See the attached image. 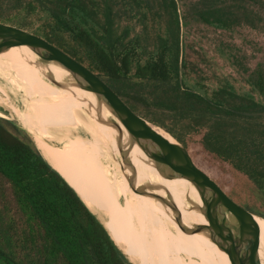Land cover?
<instances>
[{
  "label": "trees",
  "instance_id": "trees-1",
  "mask_svg": "<svg viewBox=\"0 0 264 264\" xmlns=\"http://www.w3.org/2000/svg\"><path fill=\"white\" fill-rule=\"evenodd\" d=\"M0 22L89 68L183 145L231 199L264 218V59L252 68L220 46L234 69L226 73L183 31L191 22L264 31V0H0ZM203 157L245 178L254 201L236 200ZM122 253L30 133L0 116V264H132Z\"/></svg>",
  "mask_w": 264,
  "mask_h": 264
},
{
  "label": "bare ground",
  "instance_id": "bare-ground-1",
  "mask_svg": "<svg viewBox=\"0 0 264 264\" xmlns=\"http://www.w3.org/2000/svg\"><path fill=\"white\" fill-rule=\"evenodd\" d=\"M46 75L64 84L65 88L53 85ZM16 95L26 98L24 108L34 125L32 128L36 129L45 143L42 150L39 148L43 157L100 218L131 262L148 264L145 262L148 258L160 261L167 258L168 251L177 250L192 264H231L229 256L211 242L207 234L183 232L170 209L133 191L129 185L131 170H124L122 163L113 166L108 163L104 171L91 165L92 133L94 130H101L97 112L102 110L103 115L110 117L114 123L111 125L104 121V126L117 156H120L119 148L125 151L130 148L124 153L136 171L134 186L139 189L153 188L163 197L168 194L181 212L185 226L207 223L205 217L194 210L202 204L195 186L183 178L170 180L160 172H151L149 166L142 162L149 160L140 148L137 150L138 146L131 147L126 129L111 110L93 93L79 89L72 75L50 62L40 60L37 55L20 46L12 47L0 54V96L13 100L12 98H17ZM89 108L92 109L89 111ZM0 112V116H6L1 108ZM81 115L87 116L89 125L83 123ZM157 131L174 142L163 130ZM47 139L56 141L59 146L46 142ZM41 145L39 143V147ZM112 158L111 155L105 156L108 162ZM96 160L98 164L101 163V159ZM161 171L165 174L168 172L164 169ZM116 173L120 175V179L115 178ZM174 199L178 202L183 200L187 205L192 203L196 208L183 213L178 206L180 203H175ZM255 221L259 258L261 264H264V220L256 218ZM149 249L151 253H148ZM161 250L166 252V256L158 255Z\"/></svg>",
  "mask_w": 264,
  "mask_h": 264
},
{
  "label": "water",
  "instance_id": "water-1",
  "mask_svg": "<svg viewBox=\"0 0 264 264\" xmlns=\"http://www.w3.org/2000/svg\"><path fill=\"white\" fill-rule=\"evenodd\" d=\"M22 45L32 49L40 60L60 64L73 76L75 85L79 89L93 93L105 104L126 129L131 139V147L138 146L163 177L170 180L176 178L189 180L195 186L202 202L197 208L191 203V208H196L194 210H198L207 223L187 227L182 223L181 212L168 194L163 197L153 188H136L134 186L136 171L128 161L124 153L125 149L119 148L123 169L131 170L129 185L133 191L150 197L170 209L174 220L183 232L207 234L211 242L229 256L231 264H261L255 219L264 220V218L251 213L231 199L209 175L194 163L189 151L183 145L165 131L174 142L162 136L157 131L161 130L159 127L135 113L109 85L89 68L46 39L22 28L0 22V54L12 47ZM46 76L56 87L65 88L64 84L50 75ZM103 121L114 125L112 121L106 119ZM129 150L130 148L126 151ZM161 169L167 170V174ZM120 250L122 251L121 248ZM127 258L129 259L128 256Z\"/></svg>",
  "mask_w": 264,
  "mask_h": 264
},
{
  "label": "rangeland",
  "instance_id": "rangeland-1",
  "mask_svg": "<svg viewBox=\"0 0 264 264\" xmlns=\"http://www.w3.org/2000/svg\"><path fill=\"white\" fill-rule=\"evenodd\" d=\"M183 31H184V35L187 38H189V40H194V41L197 40L198 42H201V44H203L204 47L206 48L208 47L210 54L216 56L218 63L220 64L221 67H223V71L226 73H234V69L229 65V63L225 59L220 57L219 54L220 46L221 49L222 46H229L232 50L238 52V54H240L241 56H244L245 64H247L252 68L255 67L258 62L264 59V31L254 30L248 27L236 28L232 31H223V30H216L210 26L196 22H191L188 26L183 27ZM221 52L223 51L221 50ZM17 96L18 95H16V97ZM12 99L13 100L5 99L2 96H0V108L1 110L4 111L6 115L2 117L14 120L21 127L26 129L34 139L38 149L40 148L42 150L44 148L45 143L41 138V136L36 131V129L32 128V126L34 125L31 122L24 108L25 107L24 101L26 100V98L20 95V97H17L16 99L15 98ZM90 109L92 108H89V111ZM98 113L100 116V117L98 116V119L100 120V122L102 121L101 123L99 122V127L101 128V130L98 129L99 134L91 139V148H90L91 165L98 170L104 171L107 169V166L105 165H107L108 163L111 166H113L117 163L119 164L123 163V160L121 156H117V153L113 149V144H112L113 142L110 141L111 138L108 136V134L105 131V126L103 121L104 117L109 121H112V119L110 117L107 118L106 116H104L102 110H99L97 114ZM80 119L83 121L85 125H89L90 121L87 119V116L81 115ZM124 140L126 143L127 140L125 137ZM38 142L42 144L40 147ZM46 142L59 146V144L56 141H51L47 139ZM137 150H139V147H137ZM138 153L140 152L138 151ZM106 155H111L113 156V158L108 162V160L105 159ZM97 158L101 159L100 160L101 163L99 164L97 163L96 160ZM142 162L145 165L149 166L148 168L151 172L153 173L159 172L156 168L150 169L155 166L149 161L143 160ZM203 162L214 168L215 170L214 177L216 181L220 183L223 187H227V189L230 191V193L236 200H238L241 203L254 201L255 198L252 192V186L245 178L231 171L229 168H226L225 166L218 164L217 162L211 161L209 159H206L204 157H203ZM114 176L116 179L117 178L120 179V175L118 173H116ZM176 200L177 199H174L175 203L176 202L180 203L178 206L182 208V212L184 211L183 213L192 211L191 203L187 205L183 202V200H181V202H178ZM148 253H151L150 249ZM165 253L166 252L161 250L160 253L158 252V255L162 257L165 255ZM167 254H168L167 258L160 261L154 258L152 259L148 258L146 260L145 259L143 260H145V262L148 264L151 263V260H152V264L153 263L158 264V262L159 264H192L189 260H187L183 256L181 252L177 250H172V252L168 251ZM149 260L150 262H147Z\"/></svg>",
  "mask_w": 264,
  "mask_h": 264
},
{
  "label": "flooded vegetation",
  "instance_id": "flooded-vegetation-1",
  "mask_svg": "<svg viewBox=\"0 0 264 264\" xmlns=\"http://www.w3.org/2000/svg\"><path fill=\"white\" fill-rule=\"evenodd\" d=\"M98 134H99L98 130H94L92 133L93 137H94V135H98Z\"/></svg>",
  "mask_w": 264,
  "mask_h": 264
}]
</instances>
